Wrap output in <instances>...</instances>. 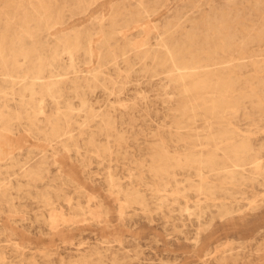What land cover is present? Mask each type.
Masks as SVG:
<instances>
[{
    "label": "rangeland",
    "instance_id": "1",
    "mask_svg": "<svg viewBox=\"0 0 264 264\" xmlns=\"http://www.w3.org/2000/svg\"><path fill=\"white\" fill-rule=\"evenodd\" d=\"M223 24L236 43L249 36L250 54L231 63L246 66L238 90L258 98L220 124L199 106L187 124L195 101L154 55L191 37L205 59ZM261 27L264 0H0V43L27 55L0 58V134L14 157L0 161V264H264V177L249 160L235 181L222 147L214 167L152 170L159 152L204 159L219 125L264 168Z\"/></svg>",
    "mask_w": 264,
    "mask_h": 264
},
{
    "label": "bare ground",
    "instance_id": "2",
    "mask_svg": "<svg viewBox=\"0 0 264 264\" xmlns=\"http://www.w3.org/2000/svg\"><path fill=\"white\" fill-rule=\"evenodd\" d=\"M46 10L47 9L44 4L38 9V11L43 14H45ZM244 37L246 40L244 39L241 41V44L236 43L230 32L229 26L223 24L219 28L212 30L211 36L205 38L203 45L205 44V47L208 50L205 52V59L199 56L195 57L191 53V49H193V40L191 37L187 39L190 44L189 46L173 45L171 48H166L163 56L158 57L157 55H154L159 67L163 68L167 66L170 82L177 85L179 84L183 89L182 95H187L195 101H190L189 104L181 110L182 115L187 118V124H191L196 119L198 115L195 113V109H198L197 107L199 106H201L205 119H213L217 124H220L224 123L223 118L225 115L232 114L237 111L238 107L245 98H258V95L255 92V87L252 88V92L249 93V95L238 90L239 79L236 77L239 73L237 72L245 69L246 66L245 64L232 65L231 63L233 60V53L235 51L239 52L241 59H245V57L250 54L249 49L246 47L249 36ZM167 38H169V36ZM253 40L254 41L252 42H261V40H264V27L259 28L257 36L254 37ZM3 43L5 42L0 43V58L2 64L11 63V65H16L18 57L26 58L27 55L24 54L21 47L17 49L14 47V49H12V47L8 48V46H5ZM160 43L164 44L163 41ZM5 51H8L7 55H5ZM234 69L237 72H235ZM36 71H38V69H36ZM248 83L249 82L246 80L243 81L244 85ZM50 91L51 90H49V92ZM47 96L49 97V95ZM260 102L261 101L257 102V106H260ZM205 125L207 126V124ZM207 131L208 133L205 134V143L206 145L213 147V149L210 153L203 157L204 159H200V157L190 154L183 155V160H181L180 157L170 158L164 152H159L152 160L154 165L152 170L156 174L164 172L165 168L171 166V161L175 164L198 163L199 166L206 165L214 167L217 162L215 152L219 150L218 147H222L220 149L223 153L221 165L228 162V166L233 168L226 173L227 179L235 181L238 176L241 178V172H237L235 168H241L248 163L253 164L252 171L254 173H259L264 177V168L260 165L255 156L251 154V147L248 143L245 141L233 142L234 134L231 131L225 130L223 126L220 125L213 131L212 129ZM53 132L55 135L58 134L56 129H53ZM13 159L14 157L11 147L0 134V161H13ZM197 190L209 198L212 196L209 189L202 184L197 186Z\"/></svg>",
    "mask_w": 264,
    "mask_h": 264
}]
</instances>
